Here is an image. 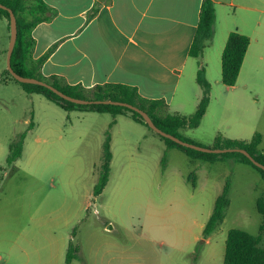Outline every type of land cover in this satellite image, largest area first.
I'll return each instance as SVG.
<instances>
[{"label":"rangeland","instance_id":"1","mask_svg":"<svg viewBox=\"0 0 264 264\" xmlns=\"http://www.w3.org/2000/svg\"><path fill=\"white\" fill-rule=\"evenodd\" d=\"M5 25L0 20V71L6 68L9 43ZM256 98L251 97L254 108L262 104ZM262 107L259 118L248 115L245 129L219 126L209 110L197 128L179 133L212 148L217 135L234 130L242 136L237 140H250L263 132L258 149L264 152ZM108 128L110 173L95 197ZM22 132V156L7 167L8 145ZM226 185L223 220L204 238L203 228ZM259 197L264 198V181L251 166L166 150L158 135L127 116L65 112L19 84L0 82V264H65L70 240L77 247L70 264H223L232 228L260 234L264 246Z\"/></svg>","mask_w":264,"mask_h":264},{"label":"crops","instance_id":"2","mask_svg":"<svg viewBox=\"0 0 264 264\" xmlns=\"http://www.w3.org/2000/svg\"><path fill=\"white\" fill-rule=\"evenodd\" d=\"M42 1L50 18L31 30V58L48 53L40 66L44 78L85 89L126 85L145 99L162 100L169 113L189 116L201 95L195 81L200 64L211 85L204 117L210 110L216 124L238 130L245 129L248 115L259 118L263 111L264 0H212L213 39L195 63L189 49L202 0H110L92 17L89 13L97 0ZM232 31L247 36L250 43L235 85L227 87L220 79L221 54ZM252 96L259 102L262 98V106L254 108ZM235 132L224 136L242 139Z\"/></svg>","mask_w":264,"mask_h":264},{"label":"trees","instance_id":"3","mask_svg":"<svg viewBox=\"0 0 264 264\" xmlns=\"http://www.w3.org/2000/svg\"><path fill=\"white\" fill-rule=\"evenodd\" d=\"M109 2L110 0H97L89 13V17L94 16L101 4H108ZM0 4L5 6L7 9H10L16 18L17 36L10 59L11 68L15 73L23 77L35 78L37 80L44 81L70 97L85 100H112L131 104L144 111L151 118L155 126L163 132L171 134L182 141L195 144L192 141L183 138L179 131L197 128L200 125V122L203 119L209 105L211 85L205 78L204 66L199 64L196 72L195 81L200 88L201 95L194 112L189 116L181 115L179 113H169L167 111L166 104L162 100L145 99L137 93L135 88L126 85L103 84L96 85L90 89H85L78 85H68L55 77L44 78L40 73V66L46 59L48 53L37 60H33L31 58V50L34 45V40L31 37V30L38 23L47 21L50 18L48 7L42 0H0ZM0 19L6 20L9 28V13L7 10L0 9ZM214 25L215 9L213 1L202 0L199 20L189 49L190 57L199 58L203 54L204 50L211 45L214 35ZM249 43L250 39L237 31H232L227 36L221 54L220 79L224 86L231 87L235 85ZM1 82L4 84L7 82L19 84L27 94L41 95L65 112L82 110L97 113H109L113 117L124 115L129 117L135 123H138L155 133L147 126L143 118L137 112L131 111L122 106L76 105L60 98L46 87L17 82L8 73L7 69L3 72ZM113 125L114 121L109 124V128ZM33 126L34 123L31 121L28 125V129H32ZM109 128L104 134V140L101 146V161L97 173V179L92 190L93 196L95 197L101 194L109 178L110 164L112 160V153L110 149L111 136ZM155 134L161 138L166 150L177 149L190 158L203 161L215 162L232 160L235 163L251 166L259 173L261 179L264 181V171L253 165L251 161L241 153H203L183 147L170 139L164 138L157 133ZM25 137L26 132H22L9 143L4 160L7 167L12 166L19 158H21L24 150ZM260 143L261 135L259 133H254L250 140L229 139L223 137L222 135H217L214 138L212 149H243L247 151L254 160L264 165V154L258 149ZM227 192L228 186L226 185L221 195L215 200L211 215L202 231L204 238L208 237L223 220L225 208L229 204ZM256 207L257 211L264 215L263 197H259L257 199ZM263 228V225H261L260 231H262ZM76 252L77 247L70 240L67 247L65 264L71 263V261L75 258ZM223 264H264V246L261 245V235L258 234L254 236L243 230L235 228L228 230L225 240Z\"/></svg>","mask_w":264,"mask_h":264},{"label":"water","instance_id":"4","mask_svg":"<svg viewBox=\"0 0 264 264\" xmlns=\"http://www.w3.org/2000/svg\"><path fill=\"white\" fill-rule=\"evenodd\" d=\"M0 9L3 10H7L9 13V43H8V48H7V52H6V60H5V64H6V69L8 71V73L19 83H25V84H34V85H39V86H43L48 88L49 90H51L52 92H54L56 95H58L60 98L74 103L76 105H114V106H122L125 108H128L131 111L137 112L144 120V122L147 124V126L154 131L155 133L161 135L164 138L170 139L171 141L186 147V148H190L196 151H200L203 153H214V154H223V153H227V152H238L243 154L245 157H247L251 163L253 165H255L257 168H260L264 171V165L260 164L259 162H257L256 160H254L247 151L243 150V149H212V148H206V147H202L199 145H195V144H191L185 141L180 140L179 138L165 133L162 130H160L159 128H157L155 126V124L152 122L151 118L142 110H140L139 108L125 103V102H119V101H112V100H85V99H79V98H74V97H70L64 93H62L61 91L57 90L56 88H54L53 86L47 84L44 81L41 80H37L35 78H29V77H23L18 75L17 73H15L12 68H11V64H10V59H11V54L16 42V36H17V29H16V18L15 15L13 14V12L10 9H7L5 6H3L2 4H0ZM112 227L111 225L106 227V230H111Z\"/></svg>","mask_w":264,"mask_h":264}]
</instances>
